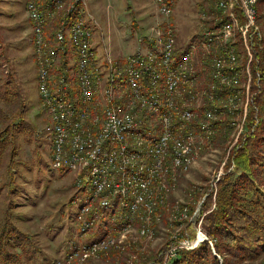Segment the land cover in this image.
I'll use <instances>...</instances> for the list:
<instances>
[{"label":"built area","instance_id":"2783aa9c","mask_svg":"<svg viewBox=\"0 0 264 264\" xmlns=\"http://www.w3.org/2000/svg\"><path fill=\"white\" fill-rule=\"evenodd\" d=\"M175 1L155 0L166 21L138 36L143 47L113 56L98 52L97 23L85 0H26L51 165L71 171L84 191L67 263L98 245L117 246L116 234L151 211L168 178L209 144L220 110L234 117L235 131H244L259 77L258 0H214L215 13L202 15L182 42L172 20ZM190 242L172 233L163 264Z\"/></svg>","mask_w":264,"mask_h":264},{"label":"rangeland","instance_id":"374dc122","mask_svg":"<svg viewBox=\"0 0 264 264\" xmlns=\"http://www.w3.org/2000/svg\"><path fill=\"white\" fill-rule=\"evenodd\" d=\"M87 1L90 13L98 22L93 25V30L99 53L104 50L113 56L133 53L140 45L143 47L138 43V36L151 31L158 22L166 21L157 10L155 0H149L155 8L151 9L150 20L141 21L147 23L146 29L131 31L126 21L135 19L136 15L125 8L115 16L122 26L118 30H108L105 20L112 9V0ZM25 4L26 0H0V130L13 120L19 122L16 123L19 124L16 136L10 138L12 142L9 141L0 165V231L4 225H14L26 235V248L33 251L28 258L26 248L21 250L15 264H157L164 256L165 242L178 231L190 238L192 247L178 249L176 257L181 251L200 249L207 259L204 264H264V249L258 247L257 237L252 239L245 221L235 217L232 226L235 232L236 228H241L243 234L237 240L248 247L243 249L245 253L237 256L229 252L231 250H218L216 237L203 228V217L207 212L202 211L203 202L210 196V210L216 206L220 176L214 181L215 177L225 169H234L233 153L245 146L257 125H261L258 123L260 117L255 119L254 116L252 123L247 120L244 131L238 133L231 124L234 117L222 110L217 119L212 120L214 132L209 144L192 151L187 168L178 171L174 180L168 178V190L151 211L138 215V220L127 231L116 234L117 246L104 243L88 255H77L66 262L68 240L75 232V212L84 191L76 187L71 171L55 169L51 165L50 139L45 129L48 119L39 99L31 41L32 23ZM259 5L258 9L256 5L257 22L258 14L262 15L258 24H261L263 39L264 0ZM210 6L208 0L175 1L173 17L180 42L191 39L200 27L202 15L215 13V1L212 10ZM256 89L250 88V96L256 94ZM248 106L250 114L253 108L256 109L255 101L250 100ZM235 120L241 122L239 117ZM260 187L264 190V185ZM198 228L207 239L198 240ZM250 249L259 251L254 250L255 253L248 257Z\"/></svg>","mask_w":264,"mask_h":264},{"label":"trees","instance_id":"16d2710c","mask_svg":"<svg viewBox=\"0 0 264 264\" xmlns=\"http://www.w3.org/2000/svg\"><path fill=\"white\" fill-rule=\"evenodd\" d=\"M208 1L211 5L210 10H212L214 0ZM262 1H257V9ZM261 16L258 14L259 21ZM262 43L263 46L258 50L259 77L256 76L258 81L252 85V88H257L253 96L256 109L253 108L248 117L250 122L254 116L255 119L259 116L258 123L260 122L261 125H257V130L252 132L249 142L233 153L234 169L222 171L217 181L215 208L210 210L212 199L209 196L208 200L203 202L204 208L202 209V211H207L203 217L204 230L210 236L216 237L215 245L218 246V250H231L229 252L234 256L242 255L245 253L243 249L248 248L237 240L243 234L241 228H236V232L232 229L235 217L246 222L245 226L250 231L252 239L257 237L258 247L261 248L260 250L264 249V190L260 187L264 185V36ZM252 71L255 74V70ZM17 122L13 120L0 130V165L9 141L12 142L10 138L16 136L15 131L19 125L16 124ZM24 237L26 235L14 225L3 226L0 231V264H15L21 250L25 251ZM254 250L256 249H250V253L246 256H252L255 253ZM26 251L30 258L33 251L27 248ZM206 261L205 254H201L200 249H194L181 251L176 258L166 264H194L195 262L204 264Z\"/></svg>","mask_w":264,"mask_h":264},{"label":"crops","instance_id":"0c3cea01","mask_svg":"<svg viewBox=\"0 0 264 264\" xmlns=\"http://www.w3.org/2000/svg\"><path fill=\"white\" fill-rule=\"evenodd\" d=\"M85 1L87 4V7H88V1L87 0H85ZM125 8H127L129 10L128 12L133 11L136 15L135 19L132 18V19H128L126 21V25H128V28L131 31L132 30L135 31L139 28H141V29L147 28V23L141 22V21H146L147 19L150 20L149 14L151 12V9L155 8V5H152V3L149 0H112V9H111V11L109 10L110 12L108 11L109 13H108V16L105 20V23H106L108 30L109 29L118 30L119 26H122V22L119 21V19H117L115 16H117V14ZM88 9L91 12L90 7H88ZM91 14L93 15V13H91ZM173 16H174V9H173V14H172V20L174 23V17ZM174 25H175V23H174ZM146 33L147 32H145L144 34H146ZM95 44H96V39H95Z\"/></svg>","mask_w":264,"mask_h":264},{"label":"bare ground","instance_id":"6f19581e","mask_svg":"<svg viewBox=\"0 0 264 264\" xmlns=\"http://www.w3.org/2000/svg\"><path fill=\"white\" fill-rule=\"evenodd\" d=\"M192 247V246H191Z\"/></svg>","mask_w":264,"mask_h":264}]
</instances>
